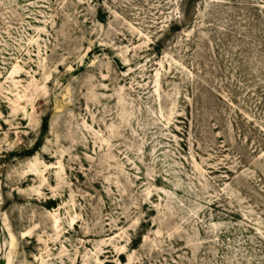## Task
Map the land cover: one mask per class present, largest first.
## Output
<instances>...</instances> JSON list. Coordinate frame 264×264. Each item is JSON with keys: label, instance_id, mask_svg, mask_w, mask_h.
I'll return each mask as SVG.
<instances>
[{"label": "rangeland", "instance_id": "1", "mask_svg": "<svg viewBox=\"0 0 264 264\" xmlns=\"http://www.w3.org/2000/svg\"><path fill=\"white\" fill-rule=\"evenodd\" d=\"M0 264H264V0H0Z\"/></svg>", "mask_w": 264, "mask_h": 264}]
</instances>
